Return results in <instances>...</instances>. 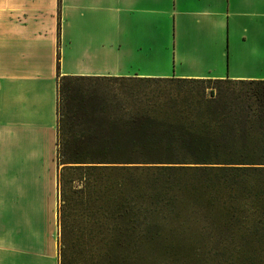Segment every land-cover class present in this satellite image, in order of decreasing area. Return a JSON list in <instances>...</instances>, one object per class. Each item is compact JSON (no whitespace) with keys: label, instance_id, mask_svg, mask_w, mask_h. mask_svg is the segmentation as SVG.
<instances>
[{"label":"trees","instance_id":"obj_1","mask_svg":"<svg viewBox=\"0 0 264 264\" xmlns=\"http://www.w3.org/2000/svg\"><path fill=\"white\" fill-rule=\"evenodd\" d=\"M121 79L58 73L60 201L77 183L75 203L91 211L101 243L92 264H114V248L129 247L126 263L150 242L160 264L201 254L264 264V81L139 79L257 89L251 102L225 103L143 91L136 100L143 107L131 109L95 85ZM63 218L59 208V224Z\"/></svg>","mask_w":264,"mask_h":264},{"label":"crops","instance_id":"obj_2","mask_svg":"<svg viewBox=\"0 0 264 264\" xmlns=\"http://www.w3.org/2000/svg\"><path fill=\"white\" fill-rule=\"evenodd\" d=\"M58 73L264 81V0H0V264L61 262Z\"/></svg>","mask_w":264,"mask_h":264},{"label":"rangeland","instance_id":"obj_3","mask_svg":"<svg viewBox=\"0 0 264 264\" xmlns=\"http://www.w3.org/2000/svg\"><path fill=\"white\" fill-rule=\"evenodd\" d=\"M96 88L101 94L109 96L113 104H115V97L119 98V102L125 104L129 108L134 106L142 108L143 103L139 101L137 94L143 93V91L152 90H166L172 94H188L194 99H199L201 96H206L208 99L216 98L215 101L220 103L235 102V98H241L242 102H251L255 90L251 86H233L229 84H219L215 81L207 83L189 82V83H161V82H143L139 79L119 80V81H99L95 83ZM139 100V99H138ZM143 105H142V104ZM248 104V103H246ZM72 177L68 175L66 180H70ZM78 186L77 183L69 185L67 188L69 197L67 203L64 205L60 201V219L63 218L64 210L67 207L68 220L65 223L64 232V218L63 223L60 221V242L59 249L62 256H69L72 264H92V260L96 258L101 252V243L98 237L92 235V216L89 209L83 208L82 206L75 203L78 196L74 194L75 188ZM70 199V200H69ZM63 232V236H62ZM131 250L129 247L126 248H114L112 251V260L114 264H160L158 253L154 242L144 244L138 255H132L128 257L127 251ZM178 264H235V260L230 256L220 255H190L183 256Z\"/></svg>","mask_w":264,"mask_h":264}]
</instances>
